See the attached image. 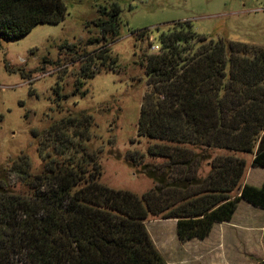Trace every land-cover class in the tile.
<instances>
[{
	"label": "trees",
	"instance_id": "obj_1",
	"mask_svg": "<svg viewBox=\"0 0 264 264\" xmlns=\"http://www.w3.org/2000/svg\"><path fill=\"white\" fill-rule=\"evenodd\" d=\"M119 13L116 5L99 9L92 22L99 36L86 44L100 49L86 53L79 75L96 73L90 64L99 70L115 65L107 44L117 36ZM65 15L62 0H0V39ZM144 31L130 34L143 40ZM157 42V51L137 56L149 90L136 131L153 140L146 154L159 161L144 162L136 151L125 159L152 187L137 196L100 184L98 153L86 144L91 116L68 113L41 132L38 173L30 172L23 155L0 167V264H166L146 230L148 215L173 219L177 240L184 242L204 239L215 223L228 222L240 200L264 209V183H239L244 160L208 152L253 153L251 166L264 168V48L213 41L190 30V23L160 33ZM79 85L74 82L72 94Z\"/></svg>",
	"mask_w": 264,
	"mask_h": 264
},
{
	"label": "rangeland",
	"instance_id": "obj_2",
	"mask_svg": "<svg viewBox=\"0 0 264 264\" xmlns=\"http://www.w3.org/2000/svg\"><path fill=\"white\" fill-rule=\"evenodd\" d=\"M62 2L66 15L58 23H38L20 37L0 39V167L23 155L30 172L38 173L42 167L37 150V140L44 137L41 132L68 113L86 111L91 116L86 144L98 153V182L140 196L153 183L136 174L126 157L136 151L144 162L159 159L146 154L153 140L138 136L136 131L142 97L149 90L137 56L153 52L147 42L157 45L160 33L185 29L188 23L190 30L213 41L264 48V0ZM115 5L120 9L118 32L107 44L115 65L99 70L101 66L90 64L88 69L96 73L79 75L86 53L100 49L98 44H86L89 38L99 36L92 22L99 17V9ZM140 29H145L146 38L134 40L130 31ZM75 81L81 85L72 94ZM208 152L211 157L244 160L240 185L260 187L264 183V168L251 166L253 153L221 148ZM207 169L203 167L205 172ZM9 181L18 192L16 177L11 175ZM236 194L233 189L231 195ZM144 224L166 264H257L264 259V209L243 200L238 201L228 222L215 223L201 240L178 241L173 219L148 215Z\"/></svg>",
	"mask_w": 264,
	"mask_h": 264
},
{
	"label": "built area",
	"instance_id": "obj_3",
	"mask_svg": "<svg viewBox=\"0 0 264 264\" xmlns=\"http://www.w3.org/2000/svg\"><path fill=\"white\" fill-rule=\"evenodd\" d=\"M152 51H157L158 50V45H152L150 48Z\"/></svg>",
	"mask_w": 264,
	"mask_h": 264
}]
</instances>
